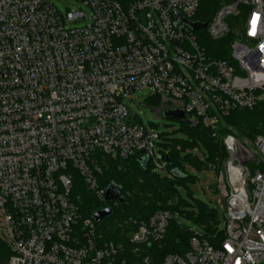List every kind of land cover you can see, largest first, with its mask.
Returning a JSON list of instances; mask_svg holds the SVG:
<instances>
[{
	"label": "built area",
	"instance_id": "1",
	"mask_svg": "<svg viewBox=\"0 0 264 264\" xmlns=\"http://www.w3.org/2000/svg\"><path fill=\"white\" fill-rule=\"evenodd\" d=\"M79 2L63 15L51 0H0V241L8 264H128L122 245L82 219L72 194L78 174L110 208L99 183L105 158L139 157L173 177L170 149L157 152L164 137L123 103L144 90L223 147L224 159L199 158L226 228L216 247L190 230L185 254L135 264H264V134L249 142L226 124L236 112L264 115V0H231L197 31L200 0ZM172 219L159 211L130 220L134 254L162 242Z\"/></svg>",
	"mask_w": 264,
	"mask_h": 264
},
{
	"label": "trees",
	"instance_id": "2",
	"mask_svg": "<svg viewBox=\"0 0 264 264\" xmlns=\"http://www.w3.org/2000/svg\"><path fill=\"white\" fill-rule=\"evenodd\" d=\"M230 1L200 0L199 10L193 21L201 25H207L218 9ZM231 38L230 36L221 42L218 41L215 45H221ZM205 39L207 41V37ZM207 44L209 45V42ZM160 103L161 100H158L157 104L159 105ZM255 112L233 113L227 118L226 124L234 127L235 132L240 137L245 134L251 136L259 135L260 133L257 134L255 128L246 124V121H248L247 117ZM185 130L193 138V143L184 142L180 144L174 141L176 146L172 148L169 156L171 159L169 168L172 172L177 170L178 173L175 175L173 173L172 181L153 174L150 164L147 163L144 166L141 162L142 159L139 157L124 161L106 159L99 163L103 174L99 177L100 186L106 190L112 183H115L122 188L125 199V202L123 204L120 203L117 208H113L111 203L108 204V207L113 210V215L106 218L102 223L97 224L99 234L103 235L104 241H113L123 246L122 257L127 259L128 264L140 262L142 256H151L156 261H160L166 255H183L189 250L193 233L177 225L172 219L169 222L166 237L162 242L141 246L139 253L134 254V248L129 242V233L136 226L130 220L137 222L147 221L159 211L170 212L173 218L176 212L187 214L202 227V236L215 247L224 240V231L219 232L218 212L210 206L199 202L194 196L193 204L185 202L181 198L176 184L197 182L196 178L187 175V166L194 167L199 171H202L204 166H206V163H200L191 154H187V150L203 144L209 155L207 162L224 159L226 157L225 151L219 141L213 139L210 132L200 124L192 127L190 123H186ZM222 131L224 132V130ZM74 180L73 192L75 191V194H72L73 199L79 207L82 219H91L95 213L103 210L105 205L100 203L92 193L90 194L78 174L75 175ZM175 200H177V204L169 205ZM216 234L217 237H215ZM10 257V249L5 243L0 241V264H6Z\"/></svg>",
	"mask_w": 264,
	"mask_h": 264
},
{
	"label": "rangeland",
	"instance_id": "3",
	"mask_svg": "<svg viewBox=\"0 0 264 264\" xmlns=\"http://www.w3.org/2000/svg\"><path fill=\"white\" fill-rule=\"evenodd\" d=\"M51 1L54 3V5L63 15H66L68 11L76 10L78 7H82V3L79 2V0H51ZM233 21L238 22L237 19H234L231 21L232 25H233ZM69 26L80 27L83 26V24L82 23L71 24ZM196 36L199 39L200 43L207 44V41L205 39L207 37V33L205 30H200L199 32L196 33ZM158 100L161 99L153 96L150 90H144L133 94L131 97L125 99L123 103L137 117L138 122H140L149 130L154 129L157 133H160L164 137L163 140L159 143L157 152L160 151L165 153L168 149L172 151V148L176 146L174 141H177L180 144H183L184 142L193 143V138L185 130L186 123L179 122L175 119L165 118L164 113L167 109L165 110L164 108H161L160 106L162 101L158 105L157 104ZM255 113L247 117L248 121H246L247 122L246 124L249 127L255 128L257 134L260 133L259 135H263L264 115L262 116V114L259 111H256ZM231 128L235 132L234 127ZM257 136L258 135L251 136L249 134H245L243 137H241V139L247 140L249 142H253ZM191 153L194 156H197L198 158L199 156H203V154L209 156L208 151L205 149L203 144H200L192 148ZM106 159L108 158H105L104 160ZM199 162L202 163L200 158H199ZM186 171L189 173V176L196 178L197 182L196 183L187 182L185 184L177 183L176 188L179 191L181 198L185 202L189 204H193V196H194L195 198H197L199 202L208 205L212 209L216 210L219 215V232L224 231L226 228V223L223 219L222 213L219 212L214 206L215 195L207 190V187H209L214 181V177L212 176L211 172L204 169L202 171H199L194 167H187ZM152 173L161 178H165L171 181L173 180L167 171H163V170L155 171L154 169H152ZM101 175H103L102 172L101 174H99V177H101ZM74 192L73 194H75ZM175 204H177V200L173 201V203H169V205L171 206ZM173 220L174 222H176L177 225L181 226L182 228H185L187 230L202 232V227L199 224H197L193 219H191L189 216H187V214L176 212ZM215 237H217V234L215 235ZM8 262L6 264H8Z\"/></svg>",
	"mask_w": 264,
	"mask_h": 264
},
{
	"label": "water",
	"instance_id": "4",
	"mask_svg": "<svg viewBox=\"0 0 264 264\" xmlns=\"http://www.w3.org/2000/svg\"><path fill=\"white\" fill-rule=\"evenodd\" d=\"M179 25L181 26L184 21L178 20ZM195 31L204 28L206 25H201L198 23L191 24ZM164 117L167 119H175L179 122H184L186 120V115L183 111H167L164 113ZM167 161L170 160L169 157L165 158ZM144 166L147 165L148 161L145 159L141 160ZM233 165V164H232ZM174 175L178 173L177 170L173 171ZM182 176V175H181ZM106 197H105V204H109L112 201H118L119 203L123 204L125 199L123 197L122 188L118 187L115 183H112L106 190ZM113 215V210L111 208H106L94 214L93 219L97 224L102 223L106 218Z\"/></svg>",
	"mask_w": 264,
	"mask_h": 264
}]
</instances>
